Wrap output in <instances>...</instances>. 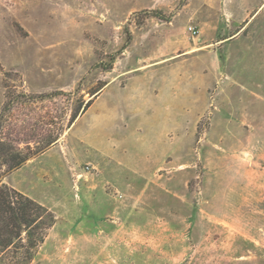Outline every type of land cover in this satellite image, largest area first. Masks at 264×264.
<instances>
[{
  "label": "rangeland",
  "instance_id": "obj_1",
  "mask_svg": "<svg viewBox=\"0 0 264 264\" xmlns=\"http://www.w3.org/2000/svg\"><path fill=\"white\" fill-rule=\"evenodd\" d=\"M1 185L0 264H264V0H0Z\"/></svg>",
  "mask_w": 264,
  "mask_h": 264
},
{
  "label": "trees",
  "instance_id": "obj_2",
  "mask_svg": "<svg viewBox=\"0 0 264 264\" xmlns=\"http://www.w3.org/2000/svg\"><path fill=\"white\" fill-rule=\"evenodd\" d=\"M53 222V215L44 206L7 185L0 186V239H3L0 246L3 249L13 246L16 240H26L25 248L31 258V251L43 242L44 231Z\"/></svg>",
  "mask_w": 264,
  "mask_h": 264
},
{
  "label": "built area",
  "instance_id": "obj_3",
  "mask_svg": "<svg viewBox=\"0 0 264 264\" xmlns=\"http://www.w3.org/2000/svg\"><path fill=\"white\" fill-rule=\"evenodd\" d=\"M190 31L196 33L192 27H190Z\"/></svg>",
  "mask_w": 264,
  "mask_h": 264
}]
</instances>
